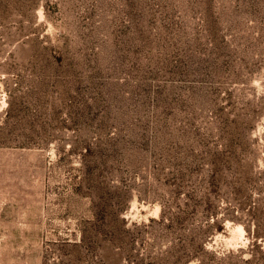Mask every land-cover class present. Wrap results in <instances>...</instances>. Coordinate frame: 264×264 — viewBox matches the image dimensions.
Masks as SVG:
<instances>
[{
  "label": "rangeland",
  "instance_id": "obj_1",
  "mask_svg": "<svg viewBox=\"0 0 264 264\" xmlns=\"http://www.w3.org/2000/svg\"><path fill=\"white\" fill-rule=\"evenodd\" d=\"M260 193L264 0H0V264H98L105 203L141 250L247 248Z\"/></svg>",
  "mask_w": 264,
  "mask_h": 264
},
{
  "label": "trees",
  "instance_id": "obj_2",
  "mask_svg": "<svg viewBox=\"0 0 264 264\" xmlns=\"http://www.w3.org/2000/svg\"><path fill=\"white\" fill-rule=\"evenodd\" d=\"M221 188L223 185H206L193 203V209L206 217L213 218V221H218V209L214 196ZM241 192V188H238L236 196ZM244 197L243 200L236 201L228 207L227 213H224L220 219L229 218L242 223L246 234L252 236V240L247 248L230 250L221 255L206 249L202 243L194 248L188 246V243L175 242L156 252L136 248L129 240L138 234L136 229L139 226L135 222L128 225L123 218L117 219L115 212L117 214L119 209L115 211L111 203L104 205V209L108 212L107 216L87 221L85 228L93 230L96 236H102L101 241L98 238L95 240L97 246L102 248L98 264H188L192 258H199L201 264H250L256 259L259 264H264V193H260L253 201L245 195ZM165 214L163 207L159 218L151 219L150 222H164ZM175 218L180 219V216H175ZM106 242L108 247H105ZM84 244H86V238L81 235L79 245ZM200 251L205 258L202 257ZM246 252L247 255H245ZM80 256L84 258L86 254L83 253Z\"/></svg>",
  "mask_w": 264,
  "mask_h": 264
}]
</instances>
